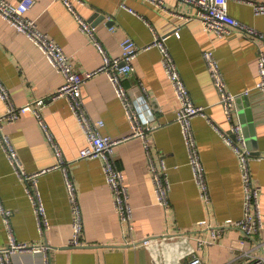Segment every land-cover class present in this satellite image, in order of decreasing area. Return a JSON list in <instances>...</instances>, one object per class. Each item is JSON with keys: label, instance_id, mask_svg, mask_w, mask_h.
Listing matches in <instances>:
<instances>
[{"label": "crops", "instance_id": "1", "mask_svg": "<svg viewBox=\"0 0 264 264\" xmlns=\"http://www.w3.org/2000/svg\"><path fill=\"white\" fill-rule=\"evenodd\" d=\"M228 7L233 17L264 32V14H255L253 5L229 0ZM74 9L76 14L62 0H36L28 16L63 47L80 73L98 70L104 60L90 36L80 30L76 15L93 23L97 39L112 57L121 55V42L127 37L140 48L150 45L154 38L152 27L161 36H168L167 45L194 102L206 108L205 116L193 119V129L206 168L210 202L207 204L202 198L194 179L177 122L180 102L158 48L142 50L134 61L135 71L123 83L146 127L156 166L161 168L162 160L167 164L171 182L168 208L157 202L143 140L130 137L131 120L107 74L97 73L83 87L90 116L105 123L102 132L116 140L125 139L116 146L114 158L124 172L133 207V228L129 229L121 223L115 208L103 160L80 158V151L87 144L86 135L68 100L53 98L64 83L63 74L24 33L0 15V79L16 107L42 103V118L61 148L78 189L86 245L68 247L73 227L64 174L54 167L57 156L33 111L14 122L3 118L0 127V134L10 137L28 173L46 171L38 177L50 223L42 234L26 193L28 184L18 177L0 141V200L14 212L11 225L18 241L49 245L52 264H158L154 250L161 264H184L191 248L197 247L198 238H211L201 221L220 225L243 217L239 157L221 136L220 130L229 132L231 122L211 80L204 58L206 51L214 53L228 89L237 95L234 121L241 124L244 135L252 131L256 134L257 147L252 141L247 145L252 155L253 183L260 189L259 208L264 222V94L254 89L260 77L258 58L259 50L264 51V40L238 31L224 37L209 32L200 20L193 19L195 7L180 0H160L159 6L149 0H74ZM176 31L180 36L174 34ZM248 109L253 128L244 129ZM7 111V103L0 98V118ZM166 234L170 235L169 240L154 250L141 246L147 237ZM257 240H264V228L249 238L240 230L227 227L217 242L206 246L200 255L205 264H246V251L252 250ZM7 242L8 230L0 211V248ZM12 262L45 264V255L18 253Z\"/></svg>", "mask_w": 264, "mask_h": 264}, {"label": "built area", "instance_id": "2", "mask_svg": "<svg viewBox=\"0 0 264 264\" xmlns=\"http://www.w3.org/2000/svg\"><path fill=\"white\" fill-rule=\"evenodd\" d=\"M66 6L74 14V0H62ZM153 4L160 5V0H149ZM184 3L195 7V16L202 22L204 28L217 34L220 37L230 36L234 31H238L251 38L264 40V32H259L251 26L241 22L233 17L229 12V0H180ZM244 3L253 5L255 14H264V3H256L252 0H240ZM36 0H19L12 2L9 0H0V15L19 32L24 33L47 57L49 62L64 76V83L53 95V98L64 97L68 100L71 110L76 116L83 132L87 138V144L80 151L81 159H102L104 162V171L106 181L112 191L115 208L120 217L121 223L127 228L132 229L133 207L130 202V194L126 185L124 172L119 169L115 162V148L125 139L116 140L111 136L102 132L105 123L103 120H94L86 107L83 98V87L87 80L92 78L99 72L107 74L111 83L116 89L118 98L122 101L128 117L131 120L133 132L130 137H140L143 140L148 163L152 172V180L154 183L157 202L164 208H168L170 204L169 194L171 191V182L168 175V167L164 160L161 161V168H158L153 160L150 145L146 139V127L136 111L130 98V93L125 87L123 80L126 76L135 71L134 61L142 50H149L156 47L160 50L162 57V65L174 87L176 96L180 102V108L177 113V122L181 126L183 138L188 150L189 164L193 170L194 179L199 185L202 198L208 204L210 202V194L206 181V168L202 161L201 153L197 143V139L193 129V119L197 116H205L206 108L198 106L191 95V92L183 79L181 72L174 60L170 49L167 45L168 36H161L152 27L153 42L140 48L138 44L130 37L123 39L121 42L122 53L120 56L112 57L108 55L97 39L96 28L91 22L86 21L79 15L78 19L80 30L86 33L92 39L94 45L103 55V65L92 72H77L71 56H69L63 47L52 39L48 34L42 32L37 24V20L28 16V12L34 7ZM125 7V4H123ZM110 19V18H109ZM114 30V28H111ZM180 36V32L174 33ZM204 58L209 68V74L215 88L219 92V102L224 108L228 121L231 122L229 132L220 130L221 136L225 142L230 145L239 157L240 172L244 188V215L237 221H227L224 224L212 225L207 220L201 221L200 224L210 232V239L198 238L197 247L191 248L190 258L184 264H205L200 252L208 245L215 244L218 238L223 234L227 227L240 230L245 236L253 238L260 234L264 228L263 217L260 212L259 195L260 189L253 183L250 161L252 159L251 152L247 145L246 137L243 133L241 124L234 121L236 111L237 95L232 93L223 76L221 66L212 51L204 52ZM259 80L255 84L254 89L260 90L264 94V51L259 50L258 58ZM0 98L8 105L7 113L0 118H6L10 122L16 121L29 111H33L39 119L40 124L57 156V164L55 168L61 169L64 174V181L67 190L68 200L72 212L73 235L69 242V246L83 247L86 245L84 241V218L75 180L72 176L69 165L66 163L64 154L58 146L47 124L44 122L41 114V102L36 104H28L22 107H16L11 100V96L2 80L0 79ZM36 106V107H33ZM2 148L6 152L18 177L26 182V193L31 199L34 213L38 219L39 230L45 234L50 228L46 206L38 186V177L46 171L37 173H28L24 168L12 140L6 134H0ZM0 211L3 215L4 222L8 230V242L4 248H0V264H13L12 258L18 253H43L45 255V264H52L49 252V245L28 244L18 241L13 227L11 218L13 211L5 208L0 200ZM170 235L151 236L145 238L141 242V246L154 250L155 247L162 246L169 240ZM127 241V240H126ZM243 244V242H242ZM158 264L161 259L158 258L157 250H154ZM249 260L246 264H264V240L255 241L254 248L246 251Z\"/></svg>", "mask_w": 264, "mask_h": 264}, {"label": "water", "instance_id": "3", "mask_svg": "<svg viewBox=\"0 0 264 264\" xmlns=\"http://www.w3.org/2000/svg\"><path fill=\"white\" fill-rule=\"evenodd\" d=\"M103 18H105L104 15H103ZM92 25H93V23H92ZM245 112L247 113L246 114L247 115V118H244L243 119V123L244 124L247 123V124H245L244 129H245L246 126L249 127V128L253 126V122H252L253 119H252V116L250 115V110L248 109ZM245 135H246L247 143L249 141H252V143H254V145L257 147V144H256V142H257L256 141V134L252 131L251 133L246 132ZM256 153L259 154V152H256ZM68 247H71V246H68Z\"/></svg>", "mask_w": 264, "mask_h": 264}]
</instances>
